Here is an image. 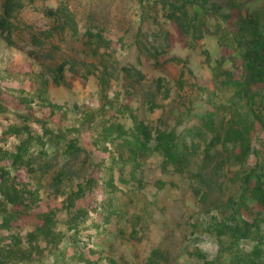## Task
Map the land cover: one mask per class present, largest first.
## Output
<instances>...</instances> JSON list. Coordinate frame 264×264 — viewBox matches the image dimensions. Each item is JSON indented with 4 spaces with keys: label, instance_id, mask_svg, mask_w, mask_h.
<instances>
[{
    "label": "rangeland",
    "instance_id": "374dc122",
    "mask_svg": "<svg viewBox=\"0 0 264 264\" xmlns=\"http://www.w3.org/2000/svg\"><path fill=\"white\" fill-rule=\"evenodd\" d=\"M1 20L0 254L264 264V80L244 63L264 0H0ZM205 110L179 163L132 134Z\"/></svg>",
    "mask_w": 264,
    "mask_h": 264
},
{
    "label": "trees",
    "instance_id": "16d2710c",
    "mask_svg": "<svg viewBox=\"0 0 264 264\" xmlns=\"http://www.w3.org/2000/svg\"><path fill=\"white\" fill-rule=\"evenodd\" d=\"M7 11V10H6ZM6 15H9V11L5 13ZM6 31L5 24L3 23V20L0 21V33H4ZM7 37H10V34H7ZM257 43V41H256ZM262 61L260 62V69L255 67L248 56H244V63H245V72L247 80L251 81H263L264 79V54H260ZM258 75V76H256ZM215 124L216 122L213 120L212 114L205 110L202 112V114L198 117V124H194L183 132L181 136H172L170 134H167V136L162 135V133H158L154 140L150 141L149 134L145 131H139V128H136V130L132 133L136 140L140 144H144L148 148H152L153 150L159 152L165 159L170 160L174 163L181 162V158L183 156V152L185 149H187V142L186 137L190 134L192 136H197V134L201 133L202 131H205L202 129V126L208 129H211L210 131L215 130ZM195 131V132H194ZM208 131V130H207ZM206 132V131H205ZM196 133V134H194ZM152 143V144H150ZM151 145V146H150ZM70 147H74L70 145ZM20 157V154L17 153L15 155V159H18ZM13 160V161H14ZM23 255V254H22ZM26 257L20 256L17 260H11V258H6L4 254H0V264L7 263V264H18L20 261H26Z\"/></svg>",
    "mask_w": 264,
    "mask_h": 264
}]
</instances>
